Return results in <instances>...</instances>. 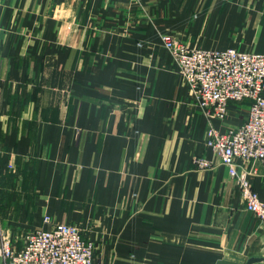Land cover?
I'll list each match as a JSON object with an SVG mask.
<instances>
[{
	"label": "crops",
	"instance_id": "1",
	"mask_svg": "<svg viewBox=\"0 0 264 264\" xmlns=\"http://www.w3.org/2000/svg\"><path fill=\"white\" fill-rule=\"evenodd\" d=\"M162 33L264 52V0H0V227L77 225L100 264L264 256L227 167L195 164L212 156L209 119ZM241 105L212 123L237 125Z\"/></svg>",
	"mask_w": 264,
	"mask_h": 264
},
{
	"label": "built area",
	"instance_id": "2",
	"mask_svg": "<svg viewBox=\"0 0 264 264\" xmlns=\"http://www.w3.org/2000/svg\"><path fill=\"white\" fill-rule=\"evenodd\" d=\"M159 38L196 104L209 119L205 145L212 156L196 157L197 168L210 169L217 163L226 166L245 208L264 222V197L250 181V175L257 174L253 163L260 161L264 165V52L191 47L169 33ZM240 101L248 105L237 125L216 127L212 123L216 119L223 121L231 104ZM246 164L250 167L246 168ZM260 181L264 185V173ZM43 223L49 226L27 230L20 245L13 242L8 230L1 234L3 264H100L94 259L92 242L83 238L77 225L54 223L47 215Z\"/></svg>",
	"mask_w": 264,
	"mask_h": 264
},
{
	"label": "rangeland",
	"instance_id": "3",
	"mask_svg": "<svg viewBox=\"0 0 264 264\" xmlns=\"http://www.w3.org/2000/svg\"><path fill=\"white\" fill-rule=\"evenodd\" d=\"M235 104H243V102H235ZM247 106V105H246ZM246 106L245 105H241V106H238V107H236V109H235V111L237 112V115L240 117V118H242L243 117V115L245 114V110H246ZM231 107V106H230ZM6 207V206H5ZM0 221H3L2 220V218H0ZM262 222V221H261ZM6 226H1L0 227V236H1V234L2 233H4L6 230H8V234H10V237L12 238V240H13V242H15L16 241V243L18 244V245H20L21 244V240H22V238H23V235H24V233L27 231V229L26 230H24V231H22V230H19L20 232H18V233H16L15 234V232H13L10 228H7V224L8 223H4ZM8 225H16V221H14V220H12L11 221V224H8ZM10 226V227H11ZM79 227V226H78ZM80 228V227H79ZM31 229H33V228H28V230H31ZM80 231H81V234H82V236H83V238H85L86 240H89V241H91L92 242V244H93V251H94V259L98 262V263H100L97 259H96V253H95V244H94V242L92 241V240H90V239H88V238H86L85 236H84V234H83V230L80 228ZM263 249H264V247H263Z\"/></svg>",
	"mask_w": 264,
	"mask_h": 264
},
{
	"label": "water",
	"instance_id": "4",
	"mask_svg": "<svg viewBox=\"0 0 264 264\" xmlns=\"http://www.w3.org/2000/svg\"><path fill=\"white\" fill-rule=\"evenodd\" d=\"M261 260H264V256L263 257H251L247 260L246 264H251L253 262H257Z\"/></svg>",
	"mask_w": 264,
	"mask_h": 264
},
{
	"label": "trees",
	"instance_id": "5",
	"mask_svg": "<svg viewBox=\"0 0 264 264\" xmlns=\"http://www.w3.org/2000/svg\"><path fill=\"white\" fill-rule=\"evenodd\" d=\"M243 104L246 106V105H248V102H246V101H243ZM247 107V106H246Z\"/></svg>",
	"mask_w": 264,
	"mask_h": 264
}]
</instances>
